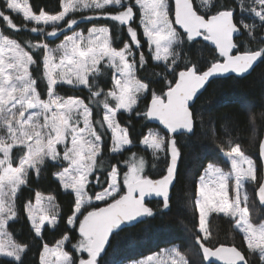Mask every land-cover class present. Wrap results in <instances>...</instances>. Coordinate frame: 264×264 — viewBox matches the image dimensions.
<instances>
[{
	"label": "snow or ice",
	"instance_id": "1",
	"mask_svg": "<svg viewBox=\"0 0 264 264\" xmlns=\"http://www.w3.org/2000/svg\"><path fill=\"white\" fill-rule=\"evenodd\" d=\"M60 8L57 14L43 10L37 14L30 0H3L0 6L4 25L0 28V264H24L29 245L10 231L21 213L34 237L41 240L39 264H99L114 233L153 217L146 197H162L163 207L168 208L169 187L180 157L177 136L194 132L191 105L198 93L210 79L229 73L242 76L254 62L264 59V47L240 51L233 41L241 29L249 35L257 28L264 30V0H237L235 7L216 0H62ZM86 11L94 15L74 18ZM21 14L24 28L32 24L30 31L43 34L46 41L61 36L62 40L55 46L54 41L23 46L5 32L20 30L13 17ZM98 19L112 22L111 26L94 25L86 35L77 30L81 21ZM138 28L151 59L163 65L166 91L158 93L151 82L137 76V65L147 62ZM112 29H126L129 41L122 48L113 46ZM197 38L211 42L219 59L204 67L187 63L182 67L183 46ZM41 58L45 88L38 91L30 67L38 66ZM109 74L111 86L104 91L100 78ZM62 86L87 95H60ZM145 101L146 110L137 114L157 121L166 135L149 130L141 143L145 151L151 150L154 160L161 153L169 158L166 174L159 179L145 174L146 160L136 153L123 161V168L118 161L101 171L109 133L112 154L132 144L129 129L122 126L118 114L131 113ZM94 110L102 111L99 119L94 118ZM223 155L230 162L229 171L208 163L198 177L195 204L199 231L205 235L197 236V243L203 259L248 264L235 246L205 245L209 238L205 223L215 213L235 220L247 249L258 251L264 264V223L249 220V196L244 190L247 181L257 182V195L264 204V181H258L255 161L239 143ZM259 157L264 161V140L259 143ZM49 167L57 169L53 176L63 193L74 197L66 224L69 231H77L75 242L68 234L52 245L44 239L46 226L54 229L64 219L59 194L36 190L34 202L33 198L24 200V191H31V175L39 177ZM169 254L171 264H189L177 248ZM155 259L149 254L136 264H154Z\"/></svg>",
	"mask_w": 264,
	"mask_h": 264
},
{
	"label": "trees",
	"instance_id": "2",
	"mask_svg": "<svg viewBox=\"0 0 264 264\" xmlns=\"http://www.w3.org/2000/svg\"><path fill=\"white\" fill-rule=\"evenodd\" d=\"M61 2L62 0H30V4L37 14L40 10L49 14H57L61 10ZM221 2L235 7L237 0H216L217 4ZM82 14L86 15V13H77L75 16L80 17ZM13 18L20 26V30L5 29V32L23 46L28 43L52 41H54L52 43L54 46L58 42V40L50 38L46 41L44 35H35V33L30 32V24L24 28L25 22L21 17L14 15ZM2 23L0 21V28L4 27ZM111 23L105 19L91 22L81 21L78 28L86 31L93 25L111 26ZM241 30L242 35L235 40L240 51L258 50L264 47V30L257 28L252 35L243 29ZM138 31L141 32V40L145 43L143 51L147 62L143 66L137 65V76L144 82H151V88L158 93L161 90L166 91L167 80L164 79L163 65L151 59L142 31L139 28ZM110 36L113 46L118 49L123 47V43L129 41L126 29H112ZM214 58L219 59L216 50L208 43L198 39L191 45L185 44L183 46L181 66L183 67V64L187 63L204 67ZM30 71L34 78H37L38 91H43L45 82L42 80V58L38 62V66L30 67ZM171 78V76L167 77V79ZM100 85L104 91L110 88V74L100 78ZM59 94L81 97L87 95L86 91L83 93L74 92L67 86L60 87ZM42 98H46V95ZM146 103L147 101L139 103L129 114L124 112L118 114L122 126L129 129L132 144L125 147V151L122 153L112 154L109 133L103 146L104 168L101 171L117 164L118 161L120 167L123 168V161L136 153L137 156H142L146 160L145 174L153 179L160 178L161 175L165 174L168 157L161 153L160 158L154 160L149 151L140 147L142 136L150 128H156L161 134L166 135L163 129L150 123L143 115L137 114H142L146 110ZM191 109L194 115V132L191 135L177 136L180 157L169 194L168 208L163 207V198L148 201L147 205L154 210L153 217L143 218L141 221L124 227L122 231L114 233L104 255L98 258L99 264H136L141 259H147L149 254L156 258L154 264H161V262L171 264L172 255L169 253L173 248H177L189 264H205L197 243V236L203 237V235L199 231V213L195 204L198 177L202 174L204 167L208 163H214L222 167L224 171H229L230 162L225 159L223 153L227 152L230 146L239 143L245 154L254 159L257 178L258 181L261 180L258 148L264 129V59L258 60L256 66L247 75H232L209 82ZM101 116L102 111L97 113L94 110V118L99 119ZM55 171H57L55 167H49L42 171L39 177L33 173L30 177L31 191L27 189L24 191L25 202L28 198H33L34 202L33 194L36 190L43 191L45 194H59L58 202L62 207L64 219H61L54 229L46 226L43 235L45 241L50 245L62 234L70 235L73 242L78 239L77 231H69V226L66 224V217L71 215L74 197L63 193V189L53 176ZM257 186V182L247 181L244 189L249 196V220L253 224L259 225L264 223V207L257 202L255 196ZM231 195L233 194L230 192ZM205 227L208 229L206 234L209 237L207 241H204L206 246L215 248L219 245H232L246 255L249 264H262L258 251L251 252L247 249L243 240V233L236 228L233 218L226 217L224 214L212 213L209 215ZM10 231L14 233L19 242L29 245V251L23 258L24 264H39V255L42 251L41 240L34 237L30 223L23 213H21L19 220L11 224ZM69 250H71L70 246Z\"/></svg>",
	"mask_w": 264,
	"mask_h": 264
},
{
	"label": "water",
	"instance_id": "3",
	"mask_svg": "<svg viewBox=\"0 0 264 264\" xmlns=\"http://www.w3.org/2000/svg\"><path fill=\"white\" fill-rule=\"evenodd\" d=\"M242 35V30H241V32L240 33H238V34H234L233 35V41H234V43H235V40L238 38V37H240ZM198 39H201L202 40V38H197V40ZM205 42V41H204ZM206 43H208L211 47H213L214 48V46L211 44V42H206ZM217 53V52H216ZM218 54V53H217ZM234 54H235V52H234ZM257 62L258 61H256V62H254V65H253V67L247 72V73H245V74H243L242 76H244V75H247V74H249L252 70H253V68L256 66V64H257ZM237 76L236 74H232V73H229V74H225V75H223V76H216V77H214V78H212V79H210V81L209 82H211L212 80H214V79H218V78H224V77H227V76ZM208 82V83H209ZM208 83L206 84V86L208 85ZM206 86H205V88H206ZM204 88V89H205ZM204 89L203 90H201V92L200 93H198V96L204 91ZM198 98V97H197ZM196 98V99H197ZM196 99H195V101H196ZM195 101H194V103H195ZM193 103V104H194ZM193 104L191 105V108H192V106H193ZM191 111H192V109H191ZM150 123H152V124H154V125H157L158 127H160L161 129H163V127L161 126V125H159V123L157 122V121H151V120H148ZM164 130V129H163ZM165 132H166V130H164ZM262 140H264V129H263V132H262V135H261V139H260V142L262 141ZM259 142V143H260ZM258 154H259V148H258ZM169 159V158H168ZM259 160H260V164H261V180L260 181H264V161H262L261 159H260V157H259ZM178 165V164H177ZM165 174H166V172H165ZM176 174V173H175ZM157 179H159V178H157ZM175 179V178H174ZM173 184V183H172ZM172 184L170 185V187H169V194H170V191H171V188H172ZM257 189H258V186H257V188H256V190H255V196H256V199H257V202L259 203V205L260 206H262V207H264V204H262L260 201H259V198H258V195H257ZM155 198H162V197H156V196H154V195H152V196H148V197H146V200H145V203H146V205H147V202L148 201H151V200H153V199H155ZM102 206V205H101ZM148 206V205H147ZM138 222V221H137ZM134 223H136V222H134ZM133 223V224H134ZM129 226V225H128ZM108 246V245H107ZM107 246H106V248H107ZM220 246V245H219ZM219 246H217V247H219ZM225 246H232V245H225ZM199 247H200V245H199ZM240 250V249H239ZM106 251V250H105ZM200 251H201V255H202V258H203V252H202V249L200 248ZM105 253V252H104ZM104 253H102L101 254V256L100 257H102L103 255H104ZM244 254V253H243ZM245 255V254H244ZM99 257V258H100ZM245 257H246V255H245ZM246 259H247V257H246ZM203 261H204V263L205 264H221V262L220 261H217V260H215V258H211L210 260H208V261H205L204 259H203ZM247 261H248V259H247ZM248 264H249V262H248Z\"/></svg>",
	"mask_w": 264,
	"mask_h": 264
},
{
	"label": "rangeland",
	"instance_id": "4",
	"mask_svg": "<svg viewBox=\"0 0 264 264\" xmlns=\"http://www.w3.org/2000/svg\"><path fill=\"white\" fill-rule=\"evenodd\" d=\"M3 5V0L1 1V3H0V6H2ZM83 13H86V15H80V17H78V16H75V15H77V13L74 15V18H76V19H80L81 18V16H87V15H91V13L90 12H83ZM17 16H19V17H21L22 18V14L21 15H17ZM3 24V23H2ZM31 26H29V29L31 28V27H33L34 25H32V24H30ZM94 26V25H93ZM95 26H102V25H95ZM90 27H92V26H90ZM48 30H50V28L48 29ZM77 30H82V28H77ZM82 31H84V30H82ZM142 31V30H141ZM31 32V31H30ZM85 32V35L87 34V29H86V31H84ZM32 33V32H31ZM37 34H40V35H43V34H41V33H35V35H37ZM62 36L60 37V40H62ZM50 39H55V38H50ZM60 40H58V42H56L55 44H58L59 42H60ZM55 44H54V46H55ZM68 87V86H67ZM124 113H126V112H124ZM126 114H129V113H126ZM149 130H156V131H158L156 128H150ZM148 130V131H149ZM161 135H163V134H161ZM128 146H130V145H126L125 147H128ZM140 147L141 148H144V146L142 145V143L140 142ZM147 151H149L150 153H151V150H147ZM245 190V189H244ZM243 206V205H242ZM261 224V223H260ZM48 227H50V228H53L51 225H48ZM202 235L204 236L205 234H203L202 233Z\"/></svg>",
	"mask_w": 264,
	"mask_h": 264
}]
</instances>
